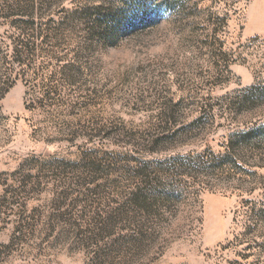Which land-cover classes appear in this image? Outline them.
Masks as SVG:
<instances>
[{
	"label": "rangeland",
	"instance_id": "374dc122",
	"mask_svg": "<svg viewBox=\"0 0 264 264\" xmlns=\"http://www.w3.org/2000/svg\"><path fill=\"white\" fill-rule=\"evenodd\" d=\"M0 71V264H264V0H0Z\"/></svg>",
	"mask_w": 264,
	"mask_h": 264
},
{
	"label": "trees",
	"instance_id": "16d2710c",
	"mask_svg": "<svg viewBox=\"0 0 264 264\" xmlns=\"http://www.w3.org/2000/svg\"><path fill=\"white\" fill-rule=\"evenodd\" d=\"M12 81L10 79H4V77H2L1 75V71H0V101L2 100V98L5 96V94L9 91V89L12 87ZM253 132L254 130L248 131L246 133L243 134L244 138L251 139L253 137ZM236 137H239V134H235ZM260 140H264L260 138ZM233 148V146H232Z\"/></svg>",
	"mask_w": 264,
	"mask_h": 264
}]
</instances>
